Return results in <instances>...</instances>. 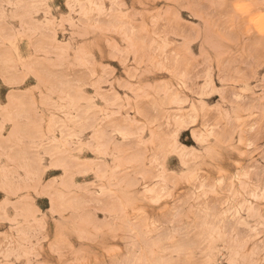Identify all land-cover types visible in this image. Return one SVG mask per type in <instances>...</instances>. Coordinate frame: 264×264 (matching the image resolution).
I'll list each match as a JSON object with an SVG mask.
<instances>
[{"label": "snow or ice", "instance_id": "1", "mask_svg": "<svg viewBox=\"0 0 264 264\" xmlns=\"http://www.w3.org/2000/svg\"><path fill=\"white\" fill-rule=\"evenodd\" d=\"M60 2L20 0L0 14V69L15 80L0 101V218L12 225L0 231V264H264V52L258 59L255 36L241 53L235 33L222 35L231 0L201 17V56L184 59L174 51L187 35L179 17L161 32L146 5L136 12L119 0H89L93 15L81 20L73 10L83 5ZM15 9L26 11L9 14ZM87 24L108 33L109 60L126 53L135 71L125 64L117 79L86 48L48 45ZM225 49L231 54L220 55ZM155 71L167 79L139 75ZM77 169L95 176L90 194L114 208L97 219L95 238L78 243L61 227ZM41 198L53 216L61 210L55 235L34 226L48 215L36 211ZM162 202L163 215H153L150 206ZM144 223L155 231L145 234ZM121 224L135 244L114 235Z\"/></svg>", "mask_w": 264, "mask_h": 264}, {"label": "rangeland", "instance_id": "2", "mask_svg": "<svg viewBox=\"0 0 264 264\" xmlns=\"http://www.w3.org/2000/svg\"><path fill=\"white\" fill-rule=\"evenodd\" d=\"M20 0H0V14L4 12V5L7 3H19ZM69 0H61L60 3L56 4L57 8H61L62 4L67 5ZM73 4L83 5L82 7L74 8L73 16L76 19H91L93 15V10L87 6L89 0H72ZM112 0H107V3L110 5ZM120 3L127 4L129 9H135L136 12H141V5L148 6L146 11L152 12L158 19L160 31L163 32L164 24L167 22L171 29V25L176 22V18L179 17L181 21H183L187 27L181 28L179 31V35H184L187 33L183 43L176 44L175 46V54L181 59L187 57H200L201 56V48L202 43L198 42L195 39V36L199 35V28L201 23H203L201 17L207 16V11L211 12L215 9L212 8V3L210 0H119ZM179 5V9L175 6ZM200 5H206V8L200 7ZM15 12H23L26 9H15L10 10L9 14ZM79 12L80 15L76 16V12ZM68 9L64 8V14H67ZM171 14V15H170ZM244 21H240L243 23ZM108 33L100 32L97 33L92 27L91 24H87L86 26H82L77 29H72L68 27L63 31L59 32L55 35V39L49 38L47 41L48 45L51 46L53 51L64 50L66 51L68 48L73 46L86 48L85 55L92 57L96 60L97 63H107L108 66L116 73L117 79H123L126 76V69L124 67L127 64V69L131 71H135L132 64L129 63V57L127 54H124L123 60L117 58L114 60L108 59L109 54V41L107 40ZM169 42L175 41V36L168 37ZM95 42V47L92 46V42ZM119 43L116 37H113L112 44ZM161 47H163V40L161 42ZM246 46V41L244 38L240 39V43L238 45H234L233 47L237 48L239 52H243ZM20 51L22 56L27 54L28 47L27 44H23L20 47ZM104 53V55H101ZM231 54L229 49H225L220 53V55ZM4 52L0 50V57H3ZM171 55V53H170ZM10 57V53H9ZM257 58L259 59V52H257ZM131 59H135L133 56ZM200 62H203L202 60ZM148 69L152 68V65H146ZM4 71L0 69V101L6 102L8 100L9 94L13 90V85L15 84L14 79H8L7 81L4 79ZM142 79L145 81H151L152 83H156L157 79L166 80L167 76L163 72L155 71L153 72L151 77L144 76L143 73L139 74ZM41 83H44L45 87L48 86L47 80H41ZM34 85H29V87H33ZM55 87V85H53ZM208 99H211L209 97ZM22 104L23 101H20ZM176 115H181L179 113H175ZM164 125H167V121H164ZM191 138V133L184 136V141L187 142ZM188 147H192V144H187ZM258 163V161H257ZM179 165L177 163L169 161V169L175 170ZM58 171V170H57ZM83 172L84 174H79ZM77 175L73 177L74 184L70 186L68 192V200H67V211L66 215L61 217L64 220V224L61 227H70L72 232L75 233L74 239L79 242L80 236L85 238V242L90 239L95 238L97 235L95 230V225L97 219H103L104 215L107 213L111 215L114 212V208L110 207V200L107 196H96L94 194H90L92 190L93 180L95 176L93 175V180H89L88 176L91 172L88 169H77ZM183 192V189H180ZM47 201L41 198L37 202L36 211L38 212H46L48 215L41 221L34 224L35 227H42L45 232L50 235H55L56 227L60 223V219L57 216L60 215V211L58 210L57 216H53L52 213L48 212ZM166 204L162 202V205L150 206L152 208V214L155 216H162L163 209L166 208ZM97 209H99V213H97ZM24 216V213L21 214ZM24 219L27 220V217L24 216ZM28 223H32L28 221ZM110 224H117L118 221L115 219L109 221ZM12 225L5 221L3 218H0V231L10 230ZM142 230L146 234L149 231H155V229H150L148 223H144L141 225ZM114 235H119L121 237V243L123 241L124 236H128L129 239L125 241L126 245L135 244L136 241L131 238L132 233L125 231L123 225L121 224L119 230L113 229ZM138 236V234H137ZM140 242L146 243V239L141 240ZM117 246H119L117 244ZM136 258L135 256L133 257Z\"/></svg>", "mask_w": 264, "mask_h": 264}, {"label": "clouds", "instance_id": "3", "mask_svg": "<svg viewBox=\"0 0 264 264\" xmlns=\"http://www.w3.org/2000/svg\"><path fill=\"white\" fill-rule=\"evenodd\" d=\"M226 0H210L212 4L222 5ZM232 9L224 18V38H230L236 34V41L241 38L255 36L256 51L264 52V0H231ZM240 21H244L240 23ZM136 264H140V258H136Z\"/></svg>", "mask_w": 264, "mask_h": 264}]
</instances>
